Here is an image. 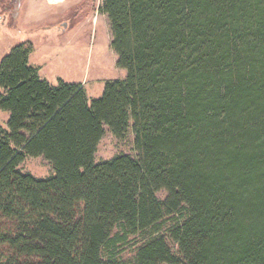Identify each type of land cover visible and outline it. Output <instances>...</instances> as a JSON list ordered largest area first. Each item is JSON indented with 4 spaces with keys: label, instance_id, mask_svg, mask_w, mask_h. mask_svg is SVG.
Returning <instances> with one entry per match:
<instances>
[{
    "label": "trees",
    "instance_id": "trees-1",
    "mask_svg": "<svg viewBox=\"0 0 264 264\" xmlns=\"http://www.w3.org/2000/svg\"><path fill=\"white\" fill-rule=\"evenodd\" d=\"M99 97L0 61V264H264V0H103ZM134 153L96 161L107 131ZM43 156L53 172L23 170Z\"/></svg>",
    "mask_w": 264,
    "mask_h": 264
},
{
    "label": "rangeland",
    "instance_id": "rangeland-1",
    "mask_svg": "<svg viewBox=\"0 0 264 264\" xmlns=\"http://www.w3.org/2000/svg\"><path fill=\"white\" fill-rule=\"evenodd\" d=\"M103 0H0V61L16 44L33 43L30 62L52 84L60 79L79 83L89 98L102 95L105 83L122 79L127 71L117 65L110 22L99 10ZM7 111L0 110L6 126ZM121 152L134 153V135L120 140L109 130L102 138L96 161ZM23 170L39 177L53 172L43 156L27 157Z\"/></svg>",
    "mask_w": 264,
    "mask_h": 264
}]
</instances>
